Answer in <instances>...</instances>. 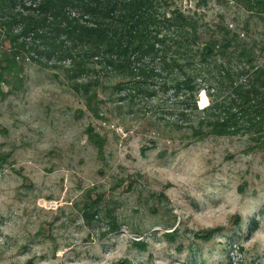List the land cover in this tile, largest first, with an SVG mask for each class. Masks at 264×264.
I'll use <instances>...</instances> for the list:
<instances>
[{"label": "rangeland", "instance_id": "1", "mask_svg": "<svg viewBox=\"0 0 264 264\" xmlns=\"http://www.w3.org/2000/svg\"><path fill=\"white\" fill-rule=\"evenodd\" d=\"M173 2L212 24L241 13L225 0ZM9 48L0 30V59ZM43 65L18 58L0 84V264H264L254 136L192 138L168 118L171 96L130 108Z\"/></svg>", "mask_w": 264, "mask_h": 264}, {"label": "trees", "instance_id": "2", "mask_svg": "<svg viewBox=\"0 0 264 264\" xmlns=\"http://www.w3.org/2000/svg\"><path fill=\"white\" fill-rule=\"evenodd\" d=\"M173 1L0 0L10 44L0 84H10L18 58H30L64 70L78 92L95 97L106 89L122 106L171 96L168 118L192 138L254 136L264 148V0H225L241 13L233 22L220 14L215 24ZM202 91L210 103L200 108ZM102 201L85 204L87 219Z\"/></svg>", "mask_w": 264, "mask_h": 264}, {"label": "bare ground", "instance_id": "3", "mask_svg": "<svg viewBox=\"0 0 264 264\" xmlns=\"http://www.w3.org/2000/svg\"><path fill=\"white\" fill-rule=\"evenodd\" d=\"M199 103H200V105H202V107H205V106H207V104H209V98H208L205 91H202L200 93Z\"/></svg>", "mask_w": 264, "mask_h": 264}]
</instances>
